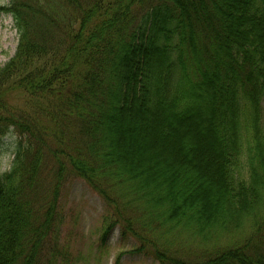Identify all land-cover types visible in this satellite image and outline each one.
Wrapping results in <instances>:
<instances>
[{"label":"trees","instance_id":"trees-1","mask_svg":"<svg viewBox=\"0 0 264 264\" xmlns=\"http://www.w3.org/2000/svg\"><path fill=\"white\" fill-rule=\"evenodd\" d=\"M0 11L19 36L0 66V139L17 138L0 173V264H67L60 200L74 177L105 205L102 245L118 228L158 264H264V0ZM121 126L152 163L137 169L112 137ZM157 143L169 147L154 155Z\"/></svg>","mask_w":264,"mask_h":264},{"label":"rangeland","instance_id":"rangeland-1","mask_svg":"<svg viewBox=\"0 0 264 264\" xmlns=\"http://www.w3.org/2000/svg\"><path fill=\"white\" fill-rule=\"evenodd\" d=\"M10 0H0V5L7 6ZM19 36L14 27V21L9 13L0 11V66L6 64L15 54ZM17 106L21 104L17 99H11ZM114 127V123L112 124ZM122 132L112 133V137L121 138L126 142L125 150L135 158L137 169L140 162L151 161L152 153L147 155L144 150L149 149V143L137 136L142 133L133 126H121ZM146 136V135H144ZM17 138L8 134L0 139V173L11 167ZM155 149H150L155 155L158 148H168L169 144L157 143ZM160 151V150H159ZM162 152V151H160ZM168 155V152L164 153ZM153 155V156H154ZM151 161V162H150ZM102 199L81 178H70L62 191L60 200V238L63 246L61 259L67 264H158L152 257L131 252L136 246L132 238L122 239L118 228H115L107 238L105 244L100 241L101 218L105 214ZM119 256V257H118Z\"/></svg>","mask_w":264,"mask_h":264}]
</instances>
